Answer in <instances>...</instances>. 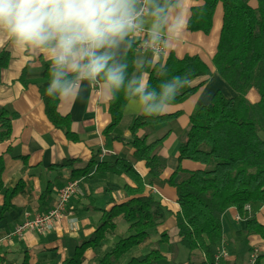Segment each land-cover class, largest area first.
<instances>
[{
    "label": "trees",
    "instance_id": "16d2710c",
    "mask_svg": "<svg viewBox=\"0 0 264 264\" xmlns=\"http://www.w3.org/2000/svg\"><path fill=\"white\" fill-rule=\"evenodd\" d=\"M250 1L203 0V5L192 7L187 22L188 31L209 34L216 6L222 3L223 23L212 64L215 73L236 95L227 98L221 91L215 92L207 105L194 108L189 124L178 136L177 166L167 180V184L175 189L179 206L174 215L177 239L173 240L164 231L151 243L144 257L132 256V252L150 238L151 232L164 223L167 209L152 194L146 193L145 182L131 161L119 157L109 164L98 162L97 155H94L84 168L79 169L71 166L82 163L81 160L68 159L61 167L71 168L72 178L86 176L96 166V171L100 173L130 178L134 187L125 185V197L121 203L110 199L108 207L101 209L94 203L89 206L86 211L99 212L101 218L94 232L80 241L73 254L61 264H85V253L88 250L98 252L107 245L116 234L120 221L128 226L127 235L116 237L97 264H118L126 258L124 264H158L166 258V254L170 256L169 264H176L178 244L190 254H204L205 262L214 264V257L223 240L222 217L230 208H235L246 220V229L242 234L246 237L258 236L264 242V225L257 221V214L264 206V0H256L255 8ZM159 3L167 5L168 10L176 6L178 0H160ZM137 47L138 42L133 41L121 58L127 64V75L137 78L147 73V84L157 90L160 83L168 82L173 76L187 73L193 80L212 75L198 56L179 59L173 53L154 67L145 63L135 75ZM48 68L44 72L47 81ZM198 90L199 87L188 85L181 90L173 105L181 104ZM251 90H255L260 97L257 103L247 99ZM127 103L123 94L111 98L108 108L111 122L103 130L106 138L124 140L115 132L125 119ZM43 104L50 122L64 131L70 141H80L71 131L70 117L58 112L59 102L45 95ZM179 115H140L134 117L128 127L130 135L124 142L132 148L134 158L144 163L150 179L160 178L167 168V159L161 155V150L168 135L156 139H150V136L158 126L177 119ZM16 117V113L0 107V143L10 139L12 122ZM184 160L199 163L204 168L186 170L181 165ZM2 172L0 159L1 218L14 208L12 200L25 193L22 183L12 188L5 187ZM50 194L48 188L40 195L45 208ZM23 264H27L26 258Z\"/></svg>",
    "mask_w": 264,
    "mask_h": 264
},
{
    "label": "crops",
    "instance_id": "0c3cea01",
    "mask_svg": "<svg viewBox=\"0 0 264 264\" xmlns=\"http://www.w3.org/2000/svg\"><path fill=\"white\" fill-rule=\"evenodd\" d=\"M160 0H158L159 2ZM203 0H178L176 6L167 11L179 14L184 21V38L177 46L173 44L166 48L162 55H153L148 50L138 46L135 54V72L145 63L151 67L163 63L170 53L181 59L185 56H198L210 69L211 76L197 77L191 80V87L199 90L179 105H173L164 115L179 113V117L171 122L157 127L150 139H165L161 155L167 159V168L158 179H150L148 170L143 162H138L133 156V150L125 144L130 135L129 125L134 117L140 116L130 102L124 108L123 122L118 126L116 134L124 140H110L103 135V130L110 124L111 117L108 112L111 98L98 90L95 83L82 85L80 97L70 104H58V112L62 116H69L71 131L80 139L78 142L70 141L64 131L56 128L45 113L43 97L48 81L44 77L47 60L40 55L29 56L27 53L13 55L8 45L0 47V107L16 113L12 122V135L9 140L0 143V159L3 163L2 182L5 187L12 188L22 183L24 194L16 196L12 203L14 208L0 215V264H61L70 257L80 241L87 239L93 232L95 225L101 218V213L86 211L94 203L95 207H108L110 199L121 203L124 200V187H134L133 181L126 176H115L96 171L93 166L86 176L71 177V168H62L61 165L68 159H79L72 168H84L87 163L97 155L98 162L113 163L117 158L123 157L135 165L136 171L145 182L146 193L152 194L167 209L164 223L151 232L146 242L132 252L134 257H144L150 250L153 241L159 238L162 232H167L173 239H177V229L174 215L179 211L175 189L167 184V180L177 166L178 136L189 124V118L196 106L207 105L217 91L225 97L233 98L235 92L215 73L212 64L219 43L223 23V5L218 3L214 11L212 29L209 34L190 32L187 22L191 9L203 5ZM250 5L257 7L256 0ZM151 17L144 19V27L150 28ZM140 42V35L134 34L131 38ZM128 49V48H127ZM123 50L120 58L126 50ZM1 64V63H0ZM23 76V77H22ZM143 79L147 83L149 75L145 73ZM247 99L257 103L260 99L255 90L249 91ZM107 153L102 155V150ZM186 170H201L203 165L184 160L181 163ZM78 179L80 181L77 192L73 195L66 207L67 216L64 217L55 229L46 235L26 232L22 238L3 240L14 227L19 224L26 212H45L52 207L56 194L68 182ZM51 190L46 208L43 207L40 195ZM3 197L0 195V214ZM74 219V224L70 220ZM257 221L264 225V206L257 214ZM127 225L118 223L114 237L100 251L88 250L85 253V264H97L101 257L111 248L116 237L127 235ZM246 229V220L235 208L228 209L222 217L223 240L228 251V257L222 264H249L250 253L258 251L259 260L256 264H264V242L258 236L246 237L242 232ZM178 257L176 264H207L204 254H192L178 244ZM169 254L158 264H169ZM126 258L123 262L127 261Z\"/></svg>",
    "mask_w": 264,
    "mask_h": 264
},
{
    "label": "clouds",
    "instance_id": "9594fccd",
    "mask_svg": "<svg viewBox=\"0 0 264 264\" xmlns=\"http://www.w3.org/2000/svg\"><path fill=\"white\" fill-rule=\"evenodd\" d=\"M145 6L151 17L145 46H178L184 21L158 0H0V47L8 45L13 55H43L49 64L45 94L60 103H74L82 85L95 83L110 98L123 94L141 115L162 116L191 79L173 76L157 90L143 77H128L120 56L144 30Z\"/></svg>",
    "mask_w": 264,
    "mask_h": 264
},
{
    "label": "built area",
    "instance_id": "2783aa9c",
    "mask_svg": "<svg viewBox=\"0 0 264 264\" xmlns=\"http://www.w3.org/2000/svg\"><path fill=\"white\" fill-rule=\"evenodd\" d=\"M148 16V7L145 6L143 12V19ZM148 29L145 28L143 31H138L135 34L140 35V42L138 46L148 50L153 55H162L165 52V47L161 46L157 43L154 46L146 47L144 41L148 38ZM138 48V47H137ZM102 155L107 151L102 150ZM80 181L74 180L68 182L65 186L58 190L56 197L54 199V203L51 208H49L45 212H26L24 214L23 220L17 224L14 229L7 234L3 240H12V239H20L26 232H34L38 235H46L47 233L53 231L56 225L67 216L66 207L73 197V195L77 192ZM74 219L70 220V223L74 224ZM1 241V240H0ZM228 257V251L222 241L221 246L219 248L218 253L214 257V264H222V262ZM258 260V251L253 250L250 253L249 264H256Z\"/></svg>",
    "mask_w": 264,
    "mask_h": 264
},
{
    "label": "rangeland",
    "instance_id": "374dc122",
    "mask_svg": "<svg viewBox=\"0 0 264 264\" xmlns=\"http://www.w3.org/2000/svg\"><path fill=\"white\" fill-rule=\"evenodd\" d=\"M105 151H106V150H105ZM102 153H103V152H102ZM106 153H107V152H106ZM106 153H105V154H106ZM76 180H78V179H76ZM72 181H74V180H72ZM60 189H61V188H60ZM12 240H13V239H12ZM7 241H9V240H7Z\"/></svg>",
    "mask_w": 264,
    "mask_h": 264
}]
</instances>
